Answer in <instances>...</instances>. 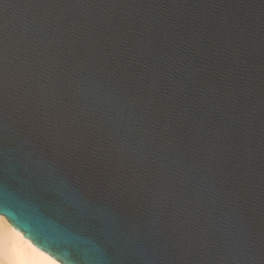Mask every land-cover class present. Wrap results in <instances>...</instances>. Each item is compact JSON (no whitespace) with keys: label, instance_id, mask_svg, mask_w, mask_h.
Returning a JSON list of instances; mask_svg holds the SVG:
<instances>
[{"label":"water","instance_id":"95a60500","mask_svg":"<svg viewBox=\"0 0 264 264\" xmlns=\"http://www.w3.org/2000/svg\"><path fill=\"white\" fill-rule=\"evenodd\" d=\"M0 214L61 264H264V0H0Z\"/></svg>","mask_w":264,"mask_h":264},{"label":"bare ground","instance_id":"6f19581e","mask_svg":"<svg viewBox=\"0 0 264 264\" xmlns=\"http://www.w3.org/2000/svg\"><path fill=\"white\" fill-rule=\"evenodd\" d=\"M0 264H61L36 248L0 214Z\"/></svg>","mask_w":264,"mask_h":264}]
</instances>
